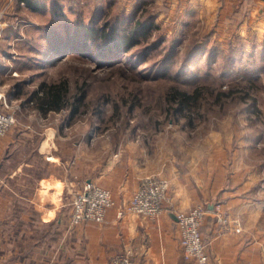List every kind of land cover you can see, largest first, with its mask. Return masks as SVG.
I'll use <instances>...</instances> for the list:
<instances>
[{
  "label": "crops",
  "instance_id": "1",
  "mask_svg": "<svg viewBox=\"0 0 264 264\" xmlns=\"http://www.w3.org/2000/svg\"><path fill=\"white\" fill-rule=\"evenodd\" d=\"M11 1L0 0L1 13L8 12V17H0V95L13 105L20 101L13 86L29 68L24 63L31 62L30 53L23 52L25 42H30L28 27L16 19L19 10L29 8L16 0L15 13L10 11ZM165 2L170 4V16L183 18L181 24L198 12L218 40L226 42L235 34L250 44L247 48L258 47L259 42L264 51V0H179L177 7L175 0ZM33 63L31 68L39 67ZM16 119L10 133L0 139V264H110L127 250L133 252L132 264H194L183 256L177 214L198 206L209 210L202 233L209 241L210 264H264V229L259 223L264 201L247 179L252 166L249 149L254 148L251 137L246 146L242 139L239 146L230 145L229 139L225 145L214 139L202 145L191 135L173 133L165 136V143L160 137L152 142L123 140L113 151L107 146L95 153L102 135L81 133L73 143L63 141L61 130L43 127L40 114L32 117L20 110ZM238 129L234 128L236 136ZM259 166L264 168V163ZM148 177L170 183L161 215L155 220L120 217L121 205ZM89 181L109 189L116 207L101 224L74 227L73 200ZM217 203L230 207L232 219L241 216L243 226L221 230L214 215ZM257 232L262 237L257 239Z\"/></svg>",
  "mask_w": 264,
  "mask_h": 264
},
{
  "label": "rangeland",
  "instance_id": "2",
  "mask_svg": "<svg viewBox=\"0 0 264 264\" xmlns=\"http://www.w3.org/2000/svg\"><path fill=\"white\" fill-rule=\"evenodd\" d=\"M15 1H11L10 11L17 13L16 4H13ZM165 1L41 0L42 4H45L41 10H19L16 19L22 20V24L28 27L27 36L30 39V42H25L23 52L30 55H34L31 51L33 47L42 51L46 44L48 46V40L45 38L52 29L60 31L62 36L70 33L79 40L82 34L78 31L82 25L101 27L106 23L107 26H112V21L125 17L121 28L130 32L143 9H146V13H158L156 28L147 37L141 38L135 48L127 54L134 67L130 70L129 77L114 70L99 68L92 60H86L79 55L77 56L80 58L66 55L60 59V54L55 56L50 53L51 63H48L45 72L39 64V67L31 68L36 63L32 64L35 60L29 59L32 60L31 63H24V66L29 68L27 67L26 74L21 77L25 82L23 97L15 102V110L18 113L22 110L32 117L40 114L34 103L29 101L30 95L27 92L34 90L45 78L50 81L52 77H59L69 80L72 91L76 87H85V103L74 114L70 106L60 112L40 114L43 116L41 125L61 130L63 141L68 138L73 143L76 138H80L81 133L93 132L102 135L96 140L95 153L107 146L113 148L109 151H113L119 143H124L123 140L152 142L154 137H160L165 143V136H172L173 133L179 137L191 135L193 140H200L202 145H208L209 139L220 141L219 145H225V140L229 139L230 145L239 146L238 140L242 139L246 146L247 138L251 137L254 148L249 149L252 166L248 164L251 175L247 176V179L252 181L254 194L264 201V168L260 169L259 166L264 163V51L261 50L259 42L258 47L247 48L250 44L242 42L235 34L226 42L218 41L219 36L213 32L214 28L208 29V22H205L198 12H192L190 19L187 18L181 24L183 18L179 19L180 16L176 14L170 16V4ZM175 1L177 7L179 0ZM138 6H141V9L136 13ZM160 7L164 10L157 11ZM1 11L0 17L1 14L8 17L6 10L4 13ZM59 11L62 12L61 16ZM193 43L207 45L217 52H228L230 46H235L239 54L231 67L227 64L225 56L218 53L211 56L210 51L194 58L190 67H184V58ZM242 45L243 48H240ZM41 62L39 63L42 65ZM249 73L262 89L255 91L249 88V83L252 82L250 76H247ZM177 82L190 87L196 84L212 85L217 87L216 92L221 90L229 95L222 99L217 98L216 92L206 95L190 112L176 117L167 113L168 104L163 94ZM139 85L144 90L142 103L134 105L131 102L132 94H135V88ZM241 95L246 98L240 99ZM254 98L256 103L250 107ZM238 126L240 130H237L236 136L234 128L237 129ZM225 209L230 211V207ZM238 220L240 226L237 228H240L243 226L241 216ZM259 223L263 224L261 226L264 229V219ZM220 229L223 230L222 226ZM259 232L255 233L256 237H262ZM257 239H254V242L259 241ZM205 241L209 244L207 239Z\"/></svg>",
  "mask_w": 264,
  "mask_h": 264
},
{
  "label": "trees",
  "instance_id": "3",
  "mask_svg": "<svg viewBox=\"0 0 264 264\" xmlns=\"http://www.w3.org/2000/svg\"><path fill=\"white\" fill-rule=\"evenodd\" d=\"M19 1L33 10H39L43 7V5L39 4L40 2L38 0ZM140 7L141 6H138L136 13L141 9ZM159 10L163 11L164 9L160 7L157 11ZM142 12L140 18L137 19L134 28L130 32H125V30L121 28V22L124 21L125 17H119L120 19L112 21L114 22L112 26H107L106 23L101 27L88 24L82 25L78 31L82 34V38L79 40H76L70 33H67L66 36H62L60 31L52 29L47 33V38H45L46 41L48 40V46L46 44L45 49L42 51L38 47H33L32 53H34V55H30V59L35 60L37 64L44 69L43 72H45L48 63H51V55L56 56L60 54V59L66 55L81 56L86 60H92L99 68L114 70L125 77H129L130 70L132 68L134 69V67H132L127 54L135 48L141 38L147 37L157 26L156 15L158 12L146 13V9H143ZM59 15L61 16L62 12L59 11ZM44 35H46V30L44 31ZM46 46L48 47L47 49ZM240 48H243V45ZM207 51H210L211 56L217 53L225 56L227 64L230 67L239 54L235 46H230L228 52H217L215 49L208 48L207 45L203 46L193 43L187 50V56L184 58L183 66L190 67L194 58L203 55ZM241 52L242 51H240V53ZM50 53L51 55H49ZM40 61H42V65L39 63ZM136 75L139 77L137 73ZM59 76L62 77L61 74ZM247 76H250V80L252 81L249 83L250 89L255 91L262 89L258 83H255V78L251 76L250 73ZM24 85L25 82L19 80L15 86H13V93L16 97H23ZM186 86L178 82L173 83L166 89V93L163 94L168 104L167 113H171L170 115H175L177 117L186 114V112H190V109L195 107L204 96L213 94L217 91V87L212 85L196 84L192 87ZM84 89L85 87H76V89L72 91L69 80L52 77L50 81H47L45 78L34 90L28 91L27 93L30 95L29 101L34 103L35 109L42 115H46L49 112H60L69 106L74 114L77 113L80 106L85 103L86 91ZM134 92L135 94L131 93V102L134 105H140L142 103L144 90L139 85L138 88H135ZM231 92L234 93L233 91ZM216 94L218 99L225 98L229 95L221 90L216 92ZM239 98L244 99L246 97L245 95H241ZM255 103L256 99L254 98L249 106L251 107L255 105ZM132 106L133 105H131V107ZM249 109L250 108H248V111Z\"/></svg>",
  "mask_w": 264,
  "mask_h": 264
},
{
  "label": "built area",
  "instance_id": "4",
  "mask_svg": "<svg viewBox=\"0 0 264 264\" xmlns=\"http://www.w3.org/2000/svg\"><path fill=\"white\" fill-rule=\"evenodd\" d=\"M14 104L4 95H0V139L6 137L17 123ZM170 183L162 177H148L143 180L134 192L130 201L121 205L119 216L125 214L137 215L142 218L157 219L162 211L163 204L169 198ZM116 207L112 192L101 185L89 181L84 190L79 191L73 200L71 225L76 227L87 222L101 224L106 221L109 210ZM209 214L205 206H198L190 212L177 214L178 227L181 232L183 256L194 264H210L207 242L201 228ZM214 215L224 231H232L240 226L238 219H232L223 203L214 206ZM133 252L127 250L124 254L115 257L110 264H132Z\"/></svg>",
  "mask_w": 264,
  "mask_h": 264
}]
</instances>
